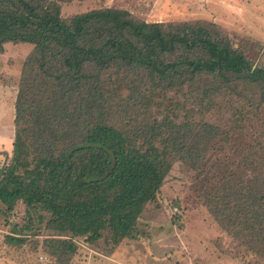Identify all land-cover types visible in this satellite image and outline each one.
<instances>
[{
  "label": "trees",
  "instance_id": "16d2710c",
  "mask_svg": "<svg viewBox=\"0 0 264 264\" xmlns=\"http://www.w3.org/2000/svg\"><path fill=\"white\" fill-rule=\"evenodd\" d=\"M71 1L0 0V53L8 43L34 46L21 75L0 202L7 212L19 201L40 207L59 235L93 243L110 228L117 239H132L174 164H198L216 129L205 123L176 131L156 119L118 124L124 108L106 98L112 84L105 75L126 73L120 87L144 99L186 88L206 93L221 82L261 91L264 100V68L214 23H147L115 8L64 20L60 4ZM220 185L206 205L224 230L264 258V176L246 185L230 176ZM45 249L57 264H70L77 246L50 238Z\"/></svg>",
  "mask_w": 264,
  "mask_h": 264
},
{
  "label": "rangeland",
  "instance_id": "374dc122",
  "mask_svg": "<svg viewBox=\"0 0 264 264\" xmlns=\"http://www.w3.org/2000/svg\"><path fill=\"white\" fill-rule=\"evenodd\" d=\"M60 6L64 20L95 9L115 8L147 23H214L255 68H264V0H73ZM33 51L31 45L8 43L0 53V136L6 138V146L0 149V178L12 159L15 104L24 64ZM125 76L105 75L112 84L106 98L124 108V112L117 111V123L138 125L156 119L176 131L189 125L214 126L216 137L199 163L174 164L156 199L140 212L132 239H117L110 228L93 243L88 237L59 235L48 229L51 215L40 207L29 210L19 201L7 212L0 202V264H57L45 249L50 238L77 246L70 264H264L250 244L224 230L205 203L226 177L246 185L258 175L264 176L261 91L214 82L206 93L193 94L186 88L142 94L144 99L141 94H131L125 83L120 87ZM9 236L23 237L26 243L12 246Z\"/></svg>",
  "mask_w": 264,
  "mask_h": 264
},
{
  "label": "crops",
  "instance_id": "0c3cea01",
  "mask_svg": "<svg viewBox=\"0 0 264 264\" xmlns=\"http://www.w3.org/2000/svg\"><path fill=\"white\" fill-rule=\"evenodd\" d=\"M0 99H1V95H0ZM13 122H14V118H13ZM15 126V124H14ZM6 138H2V136H0V149L2 148V146H6Z\"/></svg>",
  "mask_w": 264,
  "mask_h": 264
}]
</instances>
